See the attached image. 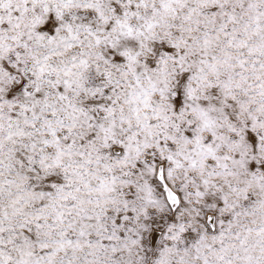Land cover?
Segmentation results:
<instances>
[{"label": "snow or ice", "instance_id": "6c2138e0", "mask_svg": "<svg viewBox=\"0 0 264 264\" xmlns=\"http://www.w3.org/2000/svg\"><path fill=\"white\" fill-rule=\"evenodd\" d=\"M0 264H264V0H0Z\"/></svg>", "mask_w": 264, "mask_h": 264}]
</instances>
